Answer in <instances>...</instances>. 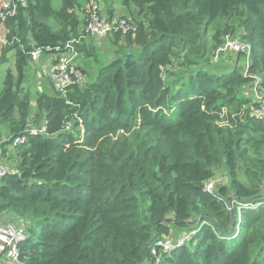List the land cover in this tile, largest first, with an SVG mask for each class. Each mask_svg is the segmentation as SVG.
Instances as JSON below:
<instances>
[{
  "label": "trees",
  "instance_id": "trees-1",
  "mask_svg": "<svg viewBox=\"0 0 264 264\" xmlns=\"http://www.w3.org/2000/svg\"><path fill=\"white\" fill-rule=\"evenodd\" d=\"M100 1L29 0L3 25L0 64L12 53L17 77L0 91V158L19 174L0 179V215L31 225L21 263L156 264V250L158 264H264V123L249 96L258 80L264 95V0H123L135 33L102 42L113 59L95 80L79 65L65 97L24 92L34 44L80 40L94 56L86 14ZM227 36L250 46L247 72L242 53L213 64ZM222 169L229 185L207 192ZM178 232L195 234L164 251Z\"/></svg>",
  "mask_w": 264,
  "mask_h": 264
},
{
  "label": "built area",
  "instance_id": "built-area-1",
  "mask_svg": "<svg viewBox=\"0 0 264 264\" xmlns=\"http://www.w3.org/2000/svg\"><path fill=\"white\" fill-rule=\"evenodd\" d=\"M28 1L29 0H0V28L4 29L3 25L5 22L8 18L16 14L19 7H27ZM100 7L101 6L97 2H92L88 6L86 14L88 24L85 28V39L112 37L114 34L120 32L124 35L129 31L135 33V27L133 28L128 20L124 18H114L113 20H110L103 16ZM2 33L3 36L0 37V44L6 45L8 42L7 32L4 29ZM231 37L232 36H227L224 43L213 54V62H221L226 54H246L247 62L244 70L247 72V69L250 66V46L243 43L238 38ZM79 41L80 40H73L66 44L64 48H41L34 44L33 50L30 54L31 63L35 65L40 74L53 85L55 91L63 97L66 96L67 88L74 84L75 79L83 83V75L78 64L80 54L76 49V44H78ZM260 83L259 80L256 81L249 89V96L252 99L250 112L252 117L257 118L264 123V95L260 92ZM70 131H72V126L68 125L66 132ZM44 133L45 131L42 128L31 131L32 135ZM24 142L25 137L21 136L16 140L13 148ZM7 174L17 175L19 172L15 168L13 170H8L0 165V179ZM212 181L207 182L205 185V190L207 192H214L217 190ZM243 206L246 209L256 210L260 207V204L254 205L246 203ZM13 220H16L15 223L10 222ZM9 222L5 224L0 222V262L3 264H22L20 260V244L30 237L27 227L28 222L22 218H15L13 216ZM194 234L195 232L183 234L181 238H186V242L189 241ZM167 243L168 239L166 242H159V246H166ZM181 245L183 244H173V249ZM152 253L155 255L157 252L156 250H153Z\"/></svg>",
  "mask_w": 264,
  "mask_h": 264
},
{
  "label": "rangeland",
  "instance_id": "rangeland-1",
  "mask_svg": "<svg viewBox=\"0 0 264 264\" xmlns=\"http://www.w3.org/2000/svg\"><path fill=\"white\" fill-rule=\"evenodd\" d=\"M100 2H102L104 5V9H103L102 8L103 6L99 4L101 6L100 8H101V11L104 17L108 18L106 15L107 14L106 8H113L115 10H119L116 16L117 19L128 18L129 12H126L128 15L125 13L123 16H121L122 12H125V8L123 6V0H101ZM58 5H59V2H56V6ZM3 31L4 29L0 28V37L3 36V33H2ZM231 38H235V37L232 36ZM94 46L95 48H92V49H95V54L93 57L86 58L85 56H83L79 60V64L81 65L80 67L83 69L85 73H88L89 75V81L95 80L96 77L98 76L100 68L102 66H105L107 63H109L113 59V54H110L111 50L109 48L101 49L103 47L100 48V46H97V45H94ZM12 57H13V54L9 53L7 63L0 64V91L4 89L5 77L9 71L12 72V74L17 77V72L15 69L14 61ZM228 58L229 56H224L222 62L226 63V60ZM220 63H213V64H220ZM240 64L242 66L243 62H241ZM46 85H47V80L40 74L37 67L33 65L32 63H30L26 69V79L23 84L24 92L29 91L32 95H35L38 92H43V91L44 92L46 91L48 93L51 91V89L48 87L46 90V87H45ZM7 139H8L7 130L4 128H0V148H2V150H4L3 144L5 141H7ZM0 165L2 167L4 166L8 170H13L14 169L13 166H15V162L12 159V155L8 153L5 157H1ZM212 182L214 184V187L216 186V189H219V187H222V186L223 187L228 186L229 176L224 169L219 170L216 174L215 179ZM11 217L12 216H10V214H2L0 215V222L5 224L9 222ZM15 221L16 220H13L10 222L15 223ZM27 227H28V230H29V227H31L29 222L27 224ZM175 234L176 235L168 238V243L166 244V246H162L164 251L173 249V244L178 243V245H180L182 243L184 245L190 241L189 240L185 242L186 238H181L184 232H181V233L178 232ZM155 255L157 257L156 264H158L159 263L158 254L156 253Z\"/></svg>",
  "mask_w": 264,
  "mask_h": 264
},
{
  "label": "crops",
  "instance_id": "crops-1",
  "mask_svg": "<svg viewBox=\"0 0 264 264\" xmlns=\"http://www.w3.org/2000/svg\"><path fill=\"white\" fill-rule=\"evenodd\" d=\"M101 6H103L102 4H101ZM103 9H104V6L102 7ZM106 8V7H105ZM107 9V17H109L108 16V8H106ZM118 11L119 10H115V15H114V17H116L117 16V14H118ZM121 11V10H120ZM126 12H128L126 9H125V12H122V14H121V16H123ZM127 14V13H126ZM128 15V14H127ZM108 39V37H106V38H95L94 39V41H95V43H94V45H97V46H100V48L101 47H103V49H105V48H107V45L108 44H103L102 42H106V40ZM86 45H87V47L89 48L90 47V45H89V42L88 43H85ZM82 57H79V59H78V64H79V60L81 59ZM80 65V64H79ZM81 66V65H80ZM46 87V90H47V88L49 87L50 89H51V91L50 92H48V94H54V90H53V87H52V85H51V83L49 82V81H47V85L45 86ZM44 92V91H43ZM46 92V91H45ZM47 93V92H46ZM32 107L35 109V102L33 103V105H32Z\"/></svg>",
  "mask_w": 264,
  "mask_h": 264
},
{
  "label": "water",
  "instance_id": "water-1",
  "mask_svg": "<svg viewBox=\"0 0 264 264\" xmlns=\"http://www.w3.org/2000/svg\"><path fill=\"white\" fill-rule=\"evenodd\" d=\"M27 241H28V239H27L26 241L22 242V243L20 244V246L22 247Z\"/></svg>",
  "mask_w": 264,
  "mask_h": 264
}]
</instances>
